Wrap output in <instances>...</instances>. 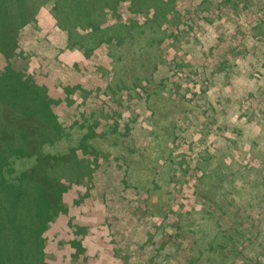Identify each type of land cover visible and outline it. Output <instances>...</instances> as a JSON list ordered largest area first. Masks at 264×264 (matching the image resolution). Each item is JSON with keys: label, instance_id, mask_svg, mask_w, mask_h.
Returning <instances> with one entry per match:
<instances>
[{"label": "rangeland", "instance_id": "rangeland-1", "mask_svg": "<svg viewBox=\"0 0 264 264\" xmlns=\"http://www.w3.org/2000/svg\"><path fill=\"white\" fill-rule=\"evenodd\" d=\"M14 2L46 15L13 66L63 129L0 88V264H264V0H175L159 28L122 1L101 29L141 38L111 46L75 0Z\"/></svg>", "mask_w": 264, "mask_h": 264}, {"label": "crops", "instance_id": "crops-1", "mask_svg": "<svg viewBox=\"0 0 264 264\" xmlns=\"http://www.w3.org/2000/svg\"><path fill=\"white\" fill-rule=\"evenodd\" d=\"M16 4L17 3H15L14 0H7V2L4 1L3 4L0 3V88L7 92H11V90L16 92L14 96L19 100V106L16 108L15 112L13 111V118L16 123L21 122L22 124L25 121H32V119L34 118L27 117L32 116V114H27L22 109H37L38 101H40V105L42 106L45 113L44 122L45 124H47L45 128L44 126L42 127L43 130L47 132L48 136H50L52 131H59V126L61 129H63L62 126L58 123L59 121L57 120L56 115L53 113V107L56 105V102L59 103V98L57 99V97L50 96L49 98L51 99V104L46 103L44 98L42 100H37L39 95L37 94L38 85L36 84V86H32L30 83L23 82L22 78L18 76V74L20 75L21 68L17 69L13 66V64H17L19 58H21V51H23L24 57L29 55V51L32 50L31 48H29L31 42H35L38 37V35L31 34L23 35L22 31L33 27V22L36 23V26L42 27V24L47 21V18L45 14H42L43 11L39 10V8L36 9V11L33 13V18H31L32 14L30 13L29 15L25 14L26 16L25 18H23L18 14L19 10H17ZM31 9H33V6L29 4V7L25 6L24 10L29 12V10L31 11ZM5 12L7 14L3 15ZM22 27L24 28L21 30ZM26 50L28 51L27 54L25 53ZM26 70L27 73H30L31 71L30 69ZM1 89L0 91L3 92ZM24 91H26L27 94ZM52 93H56V89H52L50 94ZM5 96L0 94V99L3 101L14 99L11 95L8 96L6 93ZM60 99H62L63 101L64 97ZM5 105H7V102ZM60 106L61 103H59L58 107ZM8 110H6V112H8ZM6 112L4 111V115L8 117V114ZM4 121L7 122V125L10 122L8 118H3V122ZM1 122L2 120L0 117V124ZM11 128V132H16L13 127ZM11 137H13L12 133L10 135V138ZM18 137L21 140L23 139L22 135L20 134H18ZM26 138H28V135H26ZM5 139L8 138L5 137ZM2 142L3 137L2 135H0V143ZM4 143L6 144V140ZM19 143L25 144L26 147L31 145L28 140L27 142L25 141Z\"/></svg>", "mask_w": 264, "mask_h": 264}, {"label": "trees", "instance_id": "trees-1", "mask_svg": "<svg viewBox=\"0 0 264 264\" xmlns=\"http://www.w3.org/2000/svg\"><path fill=\"white\" fill-rule=\"evenodd\" d=\"M122 1L130 3L131 7L129 11H131V13L134 15H145L146 21L148 18L150 21L153 20L151 23L157 25L158 28L162 24H168V21L174 19L171 18L169 20V16L177 15L173 6L175 0H75L74 5H72L70 9H63L65 12L68 10L70 12L69 16L67 14L64 15L65 23H76L78 29L90 30L91 41L94 42L96 40L98 44L105 43L107 46H111V41H116L120 44L121 42H128L129 40L137 43L141 38V35L137 32L133 33V29L128 26L116 25L111 28L113 29V34L115 36L110 38V40H106V35L108 32H111V29H101V26L104 23V18L107 15L105 14V11L110 10L109 12L114 13L116 7ZM150 9H154L153 14L151 15L149 14ZM6 14L7 13L5 12L3 15ZM53 16L59 24L63 25V27H60L62 30H66V27H69L70 29L73 28L71 25H64V21L62 23L60 16L56 12H54ZM162 35L164 37L167 34L163 31ZM47 198L49 200L48 196ZM10 260L11 259L9 258L7 263H9ZM10 264L14 263L11 262Z\"/></svg>", "mask_w": 264, "mask_h": 264}]
</instances>
